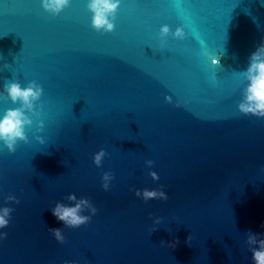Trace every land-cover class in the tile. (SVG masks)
<instances>
[{
	"label": "water",
	"instance_id": "obj_1",
	"mask_svg": "<svg viewBox=\"0 0 264 264\" xmlns=\"http://www.w3.org/2000/svg\"><path fill=\"white\" fill-rule=\"evenodd\" d=\"M88 3L53 14L42 0H0V117L20 106L6 83L43 88L27 142L9 151L0 140V209H12L0 264H253L246 239L264 232V117L238 105L264 42V0H120L111 32L92 27ZM145 188L168 199L136 196ZM70 193L89 200L79 227L51 212L75 204Z\"/></svg>",
	"mask_w": 264,
	"mask_h": 264
},
{
	"label": "clouds",
	"instance_id": "obj_2",
	"mask_svg": "<svg viewBox=\"0 0 264 264\" xmlns=\"http://www.w3.org/2000/svg\"><path fill=\"white\" fill-rule=\"evenodd\" d=\"M69 0H42V7L53 14L60 13L67 5ZM120 0H89L87 5L88 9L93 13L91 19V25L97 31L103 30L104 32H111L115 28L114 19L116 11L119 7ZM170 28L167 24L160 27L161 43H164V38L168 36ZM175 38L183 39L185 36L184 29L177 27L175 32L172 33ZM222 55V53H221ZM212 63L218 65L219 58L213 57ZM248 81L244 99L238 105L239 110L244 114H253L258 117H264V42L260 43L256 50L249 56V65L244 73ZM4 90L7 94V98H10L13 103L19 102L20 106L15 108H9L5 111L4 115L0 117V140L4 142L9 151L15 150V145L18 140L27 142V136L25 135V126L31 125L32 120L27 114L34 112L35 102L38 101L43 93V88L35 80L28 82L26 87H22L19 81H11L4 85ZM166 100L171 101V97H166ZM179 103V102H178ZM40 128H43V122H40ZM37 140L41 143L44 142L43 137L37 136ZM106 155L104 149H100L94 155V163L99 166L101 164L102 157ZM152 163L151 161L148 162ZM153 180L159 179L158 174L155 171L149 173ZM110 173H104L103 179H109ZM105 190L108 189V185L103 184ZM143 193L145 201L149 199H155L157 197L167 200L168 197L163 190H149L147 188L140 190L137 189L135 194L140 196ZM7 200L19 201L16 197L9 195ZM70 201H76L73 205H65L61 202H57L55 207L51 209L52 215L58 220L63 221L68 227H79L82 224L87 223L90 220L89 216L80 215L81 206H90L87 198L77 197L74 193H70L67 197ZM92 213L94 214L97 209L92 207ZM12 209L4 207L0 209V228L6 227L9 223L8 217L10 216ZM55 237V239L61 243L64 242L65 237L62 234L61 228H49L48 229ZM6 233H0V238L6 237ZM191 237H188L190 242ZM176 242L168 244L169 247L174 248ZM162 243H164L162 241ZM246 243L249 246V250L252 254L253 264H264V232L255 233L249 231L247 234ZM64 264H75L74 261H65Z\"/></svg>",
	"mask_w": 264,
	"mask_h": 264
}]
</instances>
